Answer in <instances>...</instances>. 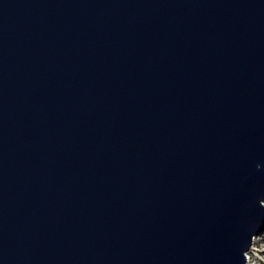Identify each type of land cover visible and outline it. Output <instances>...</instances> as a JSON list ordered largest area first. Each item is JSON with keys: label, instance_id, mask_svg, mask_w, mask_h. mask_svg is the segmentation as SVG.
<instances>
[{"label": "water", "instance_id": "1", "mask_svg": "<svg viewBox=\"0 0 264 264\" xmlns=\"http://www.w3.org/2000/svg\"><path fill=\"white\" fill-rule=\"evenodd\" d=\"M264 231V0H0V264H246Z\"/></svg>", "mask_w": 264, "mask_h": 264}, {"label": "rangeland", "instance_id": "2", "mask_svg": "<svg viewBox=\"0 0 264 264\" xmlns=\"http://www.w3.org/2000/svg\"><path fill=\"white\" fill-rule=\"evenodd\" d=\"M249 251L246 264H264V231L258 235Z\"/></svg>", "mask_w": 264, "mask_h": 264}, {"label": "built area", "instance_id": "3", "mask_svg": "<svg viewBox=\"0 0 264 264\" xmlns=\"http://www.w3.org/2000/svg\"><path fill=\"white\" fill-rule=\"evenodd\" d=\"M249 253H247V255H248Z\"/></svg>", "mask_w": 264, "mask_h": 264}, {"label": "bare ground", "instance_id": "4", "mask_svg": "<svg viewBox=\"0 0 264 264\" xmlns=\"http://www.w3.org/2000/svg\"><path fill=\"white\" fill-rule=\"evenodd\" d=\"M247 257H249V256H247Z\"/></svg>", "mask_w": 264, "mask_h": 264}]
</instances>
